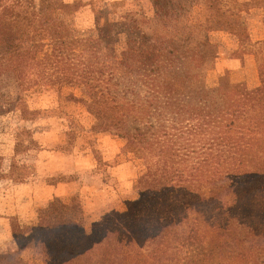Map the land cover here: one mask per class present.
Masks as SVG:
<instances>
[{"label":"trees","instance_id":"16d2710c","mask_svg":"<svg viewBox=\"0 0 264 264\" xmlns=\"http://www.w3.org/2000/svg\"><path fill=\"white\" fill-rule=\"evenodd\" d=\"M160 2L203 10L202 22L175 29L185 42L221 22L234 23L239 38L248 36L236 0ZM26 8L31 36L21 57L40 69L42 85L57 87L59 102L84 108L90 132L122 139L124 152L144 170L122 228L99 236L109 251L92 246L78 205L55 199L35 229L13 227V246L1 252L0 264H207L209 234L226 241L243 264H264V72L237 97L190 93L212 55L196 39L176 51V37L156 27L163 11L149 18L114 9L106 14L115 18L104 24L96 13L87 35L64 22L62 12L71 8L62 0H0V26ZM133 30L150 31L136 68L128 41ZM259 45L264 51V41Z\"/></svg>","mask_w":264,"mask_h":264},{"label":"rangeland","instance_id":"374dc122","mask_svg":"<svg viewBox=\"0 0 264 264\" xmlns=\"http://www.w3.org/2000/svg\"><path fill=\"white\" fill-rule=\"evenodd\" d=\"M62 1L71 8L62 12L64 22L87 35L94 31L96 13H101L100 24H104L115 18L106 14L114 9L118 15L132 11L149 18L163 11L156 27L160 35L176 37V51L182 53L186 43L196 39L212 55L198 70L190 93L210 90L220 98L237 97L257 84L259 72H264V51L259 45L264 41L262 0H236L246 38L235 34L234 23L221 22L213 31L195 32L187 42L175 29L202 22L201 9L188 13L180 4L163 6L160 0L163 8L154 7L152 0ZM29 8L0 26V254L13 246V227L21 232L35 229L55 199L82 209L90 243L106 251L99 236L124 225L127 210L140 196L136 181L144 166L124 152L122 139L90 132L84 108L59 102L57 87L42 85L40 69L21 57L31 36ZM149 34V30H133L129 35L135 68L142 65ZM204 244L207 264H243L223 239L209 234Z\"/></svg>","mask_w":264,"mask_h":264}]
</instances>
